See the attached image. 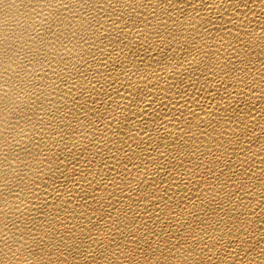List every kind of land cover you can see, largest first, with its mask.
Here are the masks:
<instances>
[{
	"label": "bare ground",
	"instance_id": "obj_1",
	"mask_svg": "<svg viewBox=\"0 0 264 264\" xmlns=\"http://www.w3.org/2000/svg\"><path fill=\"white\" fill-rule=\"evenodd\" d=\"M0 264H264V0H0Z\"/></svg>",
	"mask_w": 264,
	"mask_h": 264
}]
</instances>
